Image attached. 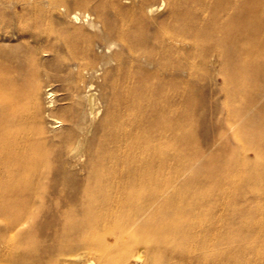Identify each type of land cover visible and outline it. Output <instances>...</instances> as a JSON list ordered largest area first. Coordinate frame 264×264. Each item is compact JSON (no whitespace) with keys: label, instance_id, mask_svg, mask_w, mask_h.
I'll return each instance as SVG.
<instances>
[{"label":"bare ground","instance_id":"1","mask_svg":"<svg viewBox=\"0 0 264 264\" xmlns=\"http://www.w3.org/2000/svg\"><path fill=\"white\" fill-rule=\"evenodd\" d=\"M8 1L14 0L0 3ZM35 1L58 10L66 2ZM77 1L89 4L96 14L90 21L96 32L84 41L96 45L100 39L106 49L119 45V60L129 62L121 79L125 91L119 108L105 106L107 74H100L111 55L99 65L86 66L81 61L90 63L93 53L73 50L56 56L51 45L38 49V25L29 32L34 42L14 49L12 60L0 51V264H42L43 254L75 247L92 250L87 264H101L103 235L98 243L86 239L92 240L98 230L117 236L125 231L135 241L120 248L112 264H138L143 254L147 256L140 264L177 263L179 254L164 253L167 229L148 216L168 206L155 204L163 195L154 194L172 186L168 173L184 170L179 158L171 162L183 152L182 108L187 91L194 90L182 72L198 59L217 64V72L210 73L213 78L232 68L258 81L262 64L246 58V42L258 34L249 29L248 16L257 8H247V0H238L236 13L227 12L232 0ZM79 14L76 11L72 18L77 20ZM12 19L4 18L1 25ZM234 22L239 27H233ZM27 26H20L21 31ZM41 52L50 54L58 67L76 70L64 77L67 83L61 84L65 92L58 105L51 89L42 97V77L50 66L40 60ZM98 77L102 91L93 81ZM262 87L247 95L239 108L248 126L264 123L262 117H245L264 114ZM140 191L148 194L134 199ZM178 205H173L174 211ZM200 206L193 205V211ZM211 230L201 226L200 232L210 235ZM214 244L200 239L186 256L207 261Z\"/></svg>","mask_w":264,"mask_h":264},{"label":"rangeland","instance_id":"2","mask_svg":"<svg viewBox=\"0 0 264 264\" xmlns=\"http://www.w3.org/2000/svg\"><path fill=\"white\" fill-rule=\"evenodd\" d=\"M64 3L62 10L35 0L0 3V25L4 18H13L5 27L1 25L0 51L11 55L9 60H12L14 49L19 50L34 42L29 32L38 25V49L51 45L56 56H68L73 50L93 53L94 58L90 63L81 59L86 66L99 65L110 54L111 59L104 64L100 74H107V82L104 83L107 88L105 106L119 108V98L125 91L121 79L128 72L125 67L129 62L119 60V45L106 49L100 39H96V45L84 41V37L96 32L90 26L96 14L89 4L77 0H66ZM237 5L238 0H232L227 12L236 13ZM245 5L249 9L257 8L249 14L248 20L249 29L258 32L246 42L249 48L246 58L260 62L264 68V0H247ZM165 9L166 6L160 11ZM76 11H80L77 20L72 18ZM83 12L89 16H84ZM25 24L29 26L21 31L20 26ZM233 27L237 28L239 24L234 22ZM204 45L201 43L199 47L203 49ZM39 56L42 62L50 66L48 73L42 77V97L49 88L58 105L61 103L58 99L65 92L61 84L67 83L64 77L69 70L70 76L75 75L76 70H71L72 66L69 65L58 67L50 54L41 52ZM216 67L217 64L211 61L196 59L192 66L182 72L186 84L192 85L194 90L187 91V101L182 108L186 114V137L181 146L183 152L181 156H173L171 162L175 163L179 158L180 162H184V170L180 173L171 170L168 177L172 186L165 191L154 192L155 195H163L155 204L168 206L148 216V219L167 229L165 243L168 247L164 253L166 255L173 251L175 255L179 254L177 263L173 264H264V123L262 121L248 126L239 117L244 98L253 94L259 86L264 89V71L258 81L252 80L249 72L232 68H228L222 76L215 74L213 78L210 73H216ZM190 73L197 77H191ZM85 76L88 77V73ZM56 77L63 80H55ZM93 81H98V89L102 91V78ZM248 116L264 119L263 113L251 112L245 115ZM169 147L173 149L175 145L170 143ZM147 194V191H140L133 198ZM176 204L181 207L174 211L173 205ZM197 204L203 206L193 211V205ZM204 204H207L205 208L210 209L206 210ZM103 217L104 214L99 219ZM201 226L212 227L211 234L201 233ZM103 231H96L92 240L89 237L86 239L98 243L103 238L105 244L101 252V264H112L120 248L131 247L135 241L125 231L119 236L113 232L105 235ZM200 239L213 241L214 249L207 252V261L200 258L196 262L190 261L186 253L192 248L191 244ZM114 240L116 246L111 248ZM91 251L75 247L62 252L45 253L42 264H87L86 257L92 256ZM181 252L183 255L180 256ZM146 256L143 254L138 264Z\"/></svg>","mask_w":264,"mask_h":264}]
</instances>
